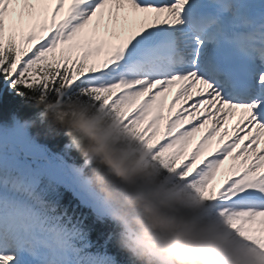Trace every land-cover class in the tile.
<instances>
[{"label":"snow or ice","instance_id":"6c2138e0","mask_svg":"<svg viewBox=\"0 0 264 264\" xmlns=\"http://www.w3.org/2000/svg\"><path fill=\"white\" fill-rule=\"evenodd\" d=\"M0 78L110 113L264 256V0H0ZM76 159L0 125V264H111L89 251L76 209L107 210Z\"/></svg>","mask_w":264,"mask_h":264},{"label":"clouds","instance_id":"9594fccd","mask_svg":"<svg viewBox=\"0 0 264 264\" xmlns=\"http://www.w3.org/2000/svg\"><path fill=\"white\" fill-rule=\"evenodd\" d=\"M34 104L41 111L19 122L46 127V139L68 138L64 150L83 160L73 171L98 194L131 264H264V256L231 234L203 201L165 175L110 113L81 98L37 97Z\"/></svg>","mask_w":264,"mask_h":264},{"label":"trees","instance_id":"16d2710c","mask_svg":"<svg viewBox=\"0 0 264 264\" xmlns=\"http://www.w3.org/2000/svg\"><path fill=\"white\" fill-rule=\"evenodd\" d=\"M20 91H23L25 94H19ZM40 95L41 93L38 90L29 91L27 89L13 88L11 87L10 81H5L0 78V125H10L17 121L35 118L41 109L35 106L34 100L35 98L40 97ZM49 99H56V97L50 95ZM46 130L47 129L44 126L29 129L33 135L37 132L41 133L38 137L40 143L47 144L54 152H63L64 146L68 142V138L61 134L56 138L46 139L43 135ZM71 154L77 157L76 163H83L82 158L77 152L73 151ZM60 191L64 194L61 203L68 206L69 212H72V205H76L77 202L71 197V194L62 187ZM76 212L86 224L85 231L88 233V240L91 242L92 246H94L95 243L102 241L108 231L107 225L101 224L94 219L91 213L85 208H77ZM112 253H114L116 264H131L129 255L126 257V261H122L121 253L119 254L114 251Z\"/></svg>","mask_w":264,"mask_h":264},{"label":"bare ground","instance_id":"6f19581e","mask_svg":"<svg viewBox=\"0 0 264 264\" xmlns=\"http://www.w3.org/2000/svg\"><path fill=\"white\" fill-rule=\"evenodd\" d=\"M174 94H175V90H173V93H171V94L169 95V98H168L169 103H171ZM177 107H179V105H178ZM165 114L167 115V110H165ZM203 134H204L203 130L201 131V133H198V134H197V136L194 138V140H193V142H192L191 147L189 148V152L192 150V148H194V147L196 146V144L198 143L200 137H201ZM217 139H218V138H217ZM213 147H215V145H213ZM229 163H230V161H229V162H226L224 168L221 170V176H218V180L222 178L223 172H224V170L228 167V164H229Z\"/></svg>","mask_w":264,"mask_h":264},{"label":"rangeland","instance_id":"374dc122","mask_svg":"<svg viewBox=\"0 0 264 264\" xmlns=\"http://www.w3.org/2000/svg\"><path fill=\"white\" fill-rule=\"evenodd\" d=\"M13 19H15V17H13Z\"/></svg>","mask_w":264,"mask_h":264}]
</instances>
